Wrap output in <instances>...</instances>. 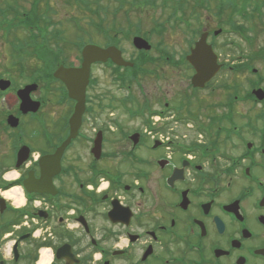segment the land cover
Here are the masks:
<instances>
[{
  "label": "flooded vegetation",
  "instance_id": "obj_1",
  "mask_svg": "<svg viewBox=\"0 0 264 264\" xmlns=\"http://www.w3.org/2000/svg\"><path fill=\"white\" fill-rule=\"evenodd\" d=\"M38 2L46 4L42 17L20 0H0L12 61L0 74L11 83L0 98H15L1 119H18L5 127L11 164L0 166V264H40L42 251L50 264H264V74L249 78L246 90L236 79L258 71L248 59L220 54L218 74L195 87L191 47L176 61L152 45L154 58L137 57L147 55L156 78L182 65L189 72L178 95L167 90L153 101L140 84L145 66L126 84V67L94 63L71 139L79 102L57 74L81 68L82 53L77 44L68 52L58 45L50 0ZM120 35L123 29L99 46L127 60ZM97 68L110 86L100 85ZM221 74L227 88L215 84ZM31 86L38 109L24 114L18 93ZM13 189L22 191L24 206L5 196Z\"/></svg>",
  "mask_w": 264,
  "mask_h": 264
},
{
  "label": "rangeland",
  "instance_id": "obj_2",
  "mask_svg": "<svg viewBox=\"0 0 264 264\" xmlns=\"http://www.w3.org/2000/svg\"><path fill=\"white\" fill-rule=\"evenodd\" d=\"M38 1L39 0H20V4H22V7L26 12H30L34 17H42L44 16L43 12L45 11L44 9H46V4L45 2L41 3ZM86 1L91 4V7L88 9L84 8L85 6L83 4H78L77 8L76 6L71 7L67 0H50L49 15L52 16L51 18L54 19L57 25L55 28L53 27L54 29L52 30L57 29L61 31V37L59 36L58 38L60 44L58 45L63 50H67V52L68 50L73 49L72 43H83L85 45L94 43L103 45L105 41H107L106 38H104L103 32H107L109 38L113 37L114 33L112 27L115 26L118 28V31L123 29L125 32L130 31L133 33L132 36H117L118 40L121 41L120 45L124 49L125 58L127 60L137 61V56L140 53L132 44L134 37H142L144 34H149L151 37L150 43L153 46L157 44L161 45L166 51L173 53L175 55V60L178 61L181 58H185L190 51V47L192 48V45L200 39L204 32L217 31L219 25L222 24L223 26V23L221 22L222 19H218L214 14V11L218 6V3L215 0H211L208 7L202 5L203 7L200 6L201 8H198L197 10H193L194 8L191 6L193 4L191 0H125V5H121L120 0H99V6L95 4V1L97 0ZM35 2H37V4H35ZM134 2H136V4H134ZM171 4L178 8L176 14L171 10ZM173 14L176 16V19L181 16L186 17L191 24L190 30H186L184 26L179 23H174L173 19H175V17ZM192 14L198 19L194 18L193 20L190 17ZM168 17H171L170 21L168 20ZM73 19L74 21H71ZM94 22L99 25L103 22L104 31L99 32L93 26ZM157 23L162 24L166 30L162 36L152 32L150 33L151 30H154L153 28ZM229 26L228 24H224L227 33L214 39V42L216 43L215 48L217 47L216 53L218 55H230L231 60H234L239 56L242 57L243 60L248 59L247 64H250L248 68L257 70L258 72L251 73L247 70L246 74L242 73V77L236 79V83H240L242 87L247 90L249 89V86H247V80L249 78H256L257 75H262L261 73L264 74V54L257 55L256 53L260 50L261 46L264 45V29L260 30L261 33L256 40L257 47H259L258 49L256 46L251 48L250 45L240 36L228 31ZM198 29L199 31L197 32ZM195 32L198 34L194 36ZM209 40L213 41V38L210 37ZM17 45L18 44L15 46ZM223 45H226L227 47H224ZM26 51L35 54L34 50L31 49V46ZM77 51L82 52V49ZM10 53V45L5 38L3 31L0 30V74L4 73L3 70L7 68L10 69L11 67L12 61L10 60ZM75 53L76 51H74L72 55ZM157 54L158 51L153 48L150 51L151 56H149L154 58ZM139 59L141 60L142 58L140 57ZM143 61L144 63L138 61L135 62V64L138 67L143 66L145 61L148 62L147 64H150L146 66L148 73L142 76L140 84L144 87V92L148 94L149 98L153 99V101L156 100L158 95L161 97L163 94H166L167 90L178 95L186 87V84L182 82V79H185L186 76L189 75V72H185L184 65H182L180 71L177 70V68H174V73L169 76H166L165 71H161V78H156L155 75H153V69L155 66L147 59ZM94 74L100 79V85L103 87L111 85L110 79L108 76H105L103 69L97 68L96 72L94 71ZM222 76L224 75L221 74L219 77L220 80H217V83L215 82V84L227 88L230 84L226 82L225 77L221 79ZM16 80V84L21 83V79L18 76H16ZM14 104L15 98L12 94H9L8 97L5 96L0 98V125L4 126L1 124L4 119L1 118L6 115L7 108ZM131 126L133 128L138 127V125ZM6 132L7 128L0 126V166L11 164L9 157L5 156V152L10 147L7 143V138L5 137ZM3 158H5L6 161L3 162Z\"/></svg>",
  "mask_w": 264,
  "mask_h": 264
},
{
  "label": "water",
  "instance_id": "obj_3",
  "mask_svg": "<svg viewBox=\"0 0 264 264\" xmlns=\"http://www.w3.org/2000/svg\"><path fill=\"white\" fill-rule=\"evenodd\" d=\"M218 34L219 32L216 33V35ZM208 36V33L202 35L200 41L197 42L195 49L192 50L191 55L187 58L197 72L193 78V84L195 87H204L221 68L218 65L217 56L214 54L212 46L207 43ZM134 45L139 50L151 49V46L141 38H135ZM83 58L84 63L81 69H63L57 74V77L65 81L68 85L71 97L79 102L77 114L72 120V127L74 129L72 130L71 139L78 131L81 113L84 111L85 91L89 83L91 65L96 62L105 63L109 59H112L117 65L131 66L130 63L123 60L121 53L115 48L101 49L97 46H87L83 51ZM9 86V82H0V89L3 91L8 89ZM34 88L36 87L32 86L27 90L20 92V97L23 100L22 110L24 112H35L38 109L37 104L30 99V90ZM260 95L262 96V94ZM260 98L262 99V97ZM8 123L15 126L17 125L18 120L14 117H10Z\"/></svg>",
  "mask_w": 264,
  "mask_h": 264
},
{
  "label": "trees",
  "instance_id": "obj_4",
  "mask_svg": "<svg viewBox=\"0 0 264 264\" xmlns=\"http://www.w3.org/2000/svg\"><path fill=\"white\" fill-rule=\"evenodd\" d=\"M193 10L201 8L200 6L208 7L211 0H191ZM214 1V0H213ZM218 3L214 14L218 19H222L223 23L219 25V28H223L224 24H228L229 31L240 35L250 44V47H257V38L261 33V29H264V0H215ZM174 13L178 11L177 7L174 6ZM189 16V15H188ZM190 17L194 20L193 14ZM185 19L186 17L183 16ZM5 19V18H3ZM198 19V18H197ZM226 19V20H225ZM227 27V26H226ZM199 31V29H198ZM226 47V45H223ZM259 49V47H257ZM257 55L264 54V45L261 46L260 50L256 52ZM144 63V62H142ZM139 67L136 65L132 69H128L129 72L137 71ZM129 75V74H128Z\"/></svg>",
  "mask_w": 264,
  "mask_h": 264
},
{
  "label": "bare ground",
  "instance_id": "obj_5",
  "mask_svg": "<svg viewBox=\"0 0 264 264\" xmlns=\"http://www.w3.org/2000/svg\"><path fill=\"white\" fill-rule=\"evenodd\" d=\"M17 177L16 173H10L7 175L8 179H14ZM5 196L14 201V205L17 207H22L26 204V201L23 197L22 191L19 189H13L10 192H7ZM42 256L40 260V264H50L51 263V256L48 255L47 251H42Z\"/></svg>",
  "mask_w": 264,
  "mask_h": 264
}]
</instances>
